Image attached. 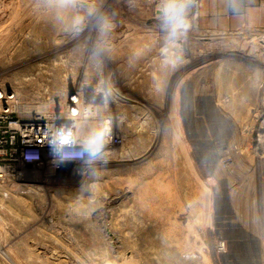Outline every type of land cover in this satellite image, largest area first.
Instances as JSON below:
<instances>
[{"label":"rangeland","instance_id":"obj_1","mask_svg":"<svg viewBox=\"0 0 264 264\" xmlns=\"http://www.w3.org/2000/svg\"><path fill=\"white\" fill-rule=\"evenodd\" d=\"M165 2L0 0V88L88 107L0 189V264H264V0H178L175 49Z\"/></svg>","mask_w":264,"mask_h":264},{"label":"built area","instance_id":"obj_2","mask_svg":"<svg viewBox=\"0 0 264 264\" xmlns=\"http://www.w3.org/2000/svg\"><path fill=\"white\" fill-rule=\"evenodd\" d=\"M78 95L71 93L56 107H36L20 103L16 93L0 88V189L19 182L20 166H32L42 160L55 167L84 156L76 129L77 118L85 113ZM55 145V151L53 150ZM16 188L25 187L17 183Z\"/></svg>","mask_w":264,"mask_h":264},{"label":"clouds","instance_id":"obj_3","mask_svg":"<svg viewBox=\"0 0 264 264\" xmlns=\"http://www.w3.org/2000/svg\"><path fill=\"white\" fill-rule=\"evenodd\" d=\"M61 2L67 4L70 3L71 0H61ZM188 2H190V0H188ZM186 7V3H180L178 0H166L163 8L161 9V15L164 18L165 24L170 26L169 42L173 49L178 47L175 41L178 39L179 33L182 29L187 26L184 23ZM81 19L82 17H77L75 23L79 24ZM107 26V23H105L104 27ZM164 51L168 54L169 49L165 48ZM171 54L174 59L179 58L178 53L173 51ZM103 146L104 134L102 132L94 133L85 141V149L89 152L90 156H95L99 153ZM53 150L55 151V145H53Z\"/></svg>","mask_w":264,"mask_h":264},{"label":"crops","instance_id":"obj_4","mask_svg":"<svg viewBox=\"0 0 264 264\" xmlns=\"http://www.w3.org/2000/svg\"><path fill=\"white\" fill-rule=\"evenodd\" d=\"M247 17V16H246ZM249 18V20L250 19H252L253 20V18L252 17H250V16H248L247 17V19ZM245 21V19L244 18H242V19H240V17L238 18V17H236V18H234L232 21H231V23H240V22H244ZM251 21V20H250ZM254 21V20H253Z\"/></svg>","mask_w":264,"mask_h":264},{"label":"bare ground","instance_id":"obj_5","mask_svg":"<svg viewBox=\"0 0 264 264\" xmlns=\"http://www.w3.org/2000/svg\"><path fill=\"white\" fill-rule=\"evenodd\" d=\"M106 126H108V125H105V128H107ZM104 130H107V129H104Z\"/></svg>","mask_w":264,"mask_h":264}]
</instances>
